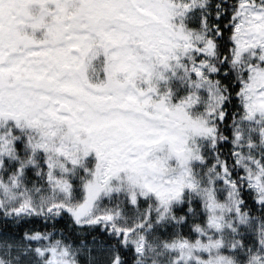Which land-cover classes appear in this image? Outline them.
<instances>
[{"label": "snow or ice", "instance_id": "6c2138e0", "mask_svg": "<svg viewBox=\"0 0 264 264\" xmlns=\"http://www.w3.org/2000/svg\"><path fill=\"white\" fill-rule=\"evenodd\" d=\"M0 264H264V0H0Z\"/></svg>", "mask_w": 264, "mask_h": 264}]
</instances>
